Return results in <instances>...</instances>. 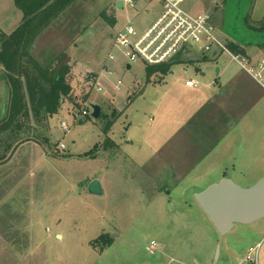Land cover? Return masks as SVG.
<instances>
[{"label": "rangeland", "instance_id": "rangeland-1", "mask_svg": "<svg viewBox=\"0 0 264 264\" xmlns=\"http://www.w3.org/2000/svg\"><path fill=\"white\" fill-rule=\"evenodd\" d=\"M118 1L74 0L32 45L43 67L62 52L70 56L73 90L44 123L28 122V142L0 162V264H264V218L220 235L196 199L224 177L250 187L264 175V89L225 52L190 49L150 80L144 62L126 68L115 35L128 20L154 16L135 18L139 4L118 8ZM183 7L211 14L228 44L252 55L264 51V0H186ZM22 21L14 0H0V32L10 34ZM105 62L114 75L100 74ZM189 78L199 88H187ZM8 97L5 78L0 116ZM96 103L98 119L91 116ZM243 110L247 116L231 135L204 153L211 145L195 130L199 117ZM190 117L196 122L185 121ZM191 141L205 146L192 151ZM95 178L103 195L88 191ZM229 242L238 253L227 257Z\"/></svg>", "mask_w": 264, "mask_h": 264}, {"label": "trees", "instance_id": "trees-1", "mask_svg": "<svg viewBox=\"0 0 264 264\" xmlns=\"http://www.w3.org/2000/svg\"><path fill=\"white\" fill-rule=\"evenodd\" d=\"M14 1L23 12V21L10 34L0 32V72L9 88L8 103L0 116V147H4L0 162L11 158L16 148L30 138L28 122L44 123L47 116L58 112L73 90L68 79L70 56L66 52L43 67L32 57L30 50L37 36L74 0ZM260 29L264 30V26ZM230 47L246 53L237 42H231ZM174 62L149 65L148 79L155 74H167ZM111 244L110 239L104 248Z\"/></svg>", "mask_w": 264, "mask_h": 264}, {"label": "built area", "instance_id": "built-area-1", "mask_svg": "<svg viewBox=\"0 0 264 264\" xmlns=\"http://www.w3.org/2000/svg\"><path fill=\"white\" fill-rule=\"evenodd\" d=\"M121 1L123 6L136 7L139 4L135 18H142L146 14L154 16L147 23L136 24L134 19L128 20L115 35L113 45L121 51L126 68L137 61H142L148 66L170 63L182 52L193 48L214 57L220 52H225L264 89V51L252 55L232 50L229 46L231 41L228 44V40L221 37L211 14L186 10L183 7L186 0ZM114 59L115 55L110 54L109 60ZM102 73L114 75L113 68L106 62L101 67L100 74ZM98 78L99 76L95 75L93 80ZM117 84L121 85V80H117ZM186 84L199 86L194 78L187 79ZM94 86L98 91L103 90L100 83L95 82ZM81 113L88 115L89 111L84 108ZM61 126L63 130L69 129L66 121H62ZM60 148L65 149L66 146L60 143ZM156 246V241H152L148 248L154 252Z\"/></svg>", "mask_w": 264, "mask_h": 264}, {"label": "water", "instance_id": "water-1", "mask_svg": "<svg viewBox=\"0 0 264 264\" xmlns=\"http://www.w3.org/2000/svg\"><path fill=\"white\" fill-rule=\"evenodd\" d=\"M117 7H123L121 0L117 2ZM217 71L219 72V69ZM4 79L5 76L1 72L0 82ZM91 108V116L98 119L102 106L96 103L91 104ZM88 191L94 195H103L104 189L100 179H93L89 183ZM196 199L219 234L226 235L236 224H251L264 218V175L250 187H242L229 177H224L198 192Z\"/></svg>", "mask_w": 264, "mask_h": 264}, {"label": "crops", "instance_id": "crops-1", "mask_svg": "<svg viewBox=\"0 0 264 264\" xmlns=\"http://www.w3.org/2000/svg\"><path fill=\"white\" fill-rule=\"evenodd\" d=\"M190 51H184L182 52L181 54L183 53H187ZM180 56V55H179ZM180 58V57H179ZM178 58V60H179ZM72 62L73 60L71 59L70 61V65H72ZM174 62V61H173ZM128 68V67H127ZM131 68V66H130ZM129 69V68H128ZM220 72V70H219ZM217 71V73H219ZM204 74V73H203ZM248 74V73H247ZM158 76V75H157ZM250 76V75H249ZM251 77V76H250ZM252 78V77H251ZM191 79V78H189ZM234 81V80H233ZM199 83V82H198ZM215 83H217L215 81ZM233 83V82H232ZM237 81L234 83V85H236ZM230 84V83H229ZM185 86H187V88H199L200 86V83H199V86L198 87H192V86H188L186 84V81H185ZM247 87L244 88V95L248 96V97H251L252 94H255V92L253 91L252 87L251 86H248L246 85ZM227 94H229V90L227 92ZM223 95H226V91L223 92ZM246 111V112H245ZM247 113L248 111L247 110H243L242 112H230L229 111V114L227 115H222L220 113H216V112H212V113H206V115H204L203 118H200L199 117V121H197L198 125H194L195 127V130L197 131V133L199 134V136L201 135H204V141L207 143L206 146H210L208 148H204L203 152L206 153V152H211V151H216L218 149V147L220 146L221 144V139H226L228 138L232 131H233V128H234V125L236 123H238L237 125H239V122L241 120H243L244 118H246L247 116ZM232 114H233V117L234 119L236 120V122H233L231 119L232 118ZM237 117V118H235ZM186 122H189L190 124H192V122H196V120L194 119V117H190L189 119L185 120ZM232 121V122H230ZM185 122V123H186ZM230 122V123H229ZM198 129V130H197ZM187 129H185L184 131H186ZM218 130H220L222 133V135L220 133H218ZM185 133V132H184ZM187 136L188 133H187ZM220 137V140L219 138ZM28 142V141H26ZM187 142H189V140H187ZM25 142H23L22 144H24ZM22 144H20L17 148H16V151L15 153L17 152V150L19 148H21ZM191 144V148H192V151L194 150V148H201V145L203 143H196L195 141H191L190 142ZM223 144V143H222ZM205 145L203 144V147ZM211 148V149H210ZM15 153H13L15 155ZM13 155V156H14ZM13 158V157H12ZM11 158V160H12ZM225 176V175H224ZM91 182V181H90ZM178 186H179V182H178ZM212 222V221H211ZM223 252L224 254L227 256V257H230V256H233L234 254L238 253V246L237 244H233V243H227L226 245H224V248H223ZM222 256V249H221V252H220V255H219V258H218V261H220V258ZM251 256V255H250ZM248 258L249 255H248ZM241 262V261H240ZM239 262V263H240Z\"/></svg>", "mask_w": 264, "mask_h": 264}]
</instances>
